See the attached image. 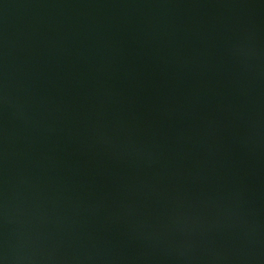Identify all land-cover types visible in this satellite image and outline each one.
I'll return each instance as SVG.
<instances>
[{"label":"water","instance_id":"obj_1","mask_svg":"<svg viewBox=\"0 0 264 264\" xmlns=\"http://www.w3.org/2000/svg\"><path fill=\"white\" fill-rule=\"evenodd\" d=\"M0 264H264V0H0Z\"/></svg>","mask_w":264,"mask_h":264}]
</instances>
